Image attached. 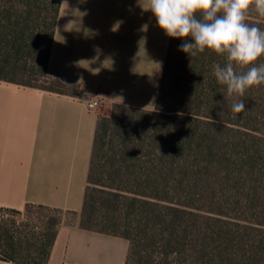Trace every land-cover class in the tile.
<instances>
[{"label": "trees", "instance_id": "trees-1", "mask_svg": "<svg viewBox=\"0 0 264 264\" xmlns=\"http://www.w3.org/2000/svg\"><path fill=\"white\" fill-rule=\"evenodd\" d=\"M60 7L0 0V81L65 93L32 85H67L47 74ZM182 43L171 38L154 111L115 105L99 118L80 227L127 240L125 264H264V85L233 113L213 75L224 57H190ZM59 225L43 244L1 221L0 260L48 264Z\"/></svg>", "mask_w": 264, "mask_h": 264}, {"label": "crops", "instance_id": "crops-1", "mask_svg": "<svg viewBox=\"0 0 264 264\" xmlns=\"http://www.w3.org/2000/svg\"><path fill=\"white\" fill-rule=\"evenodd\" d=\"M62 2L47 74L75 91L0 81V208L64 214L48 264H125L127 240L80 227L97 123L115 105L155 110L171 38L138 0ZM83 85L106 92L100 111Z\"/></svg>", "mask_w": 264, "mask_h": 264}, {"label": "clouds", "instance_id": "clouds-1", "mask_svg": "<svg viewBox=\"0 0 264 264\" xmlns=\"http://www.w3.org/2000/svg\"><path fill=\"white\" fill-rule=\"evenodd\" d=\"M138 3L143 11L151 13L156 26L167 37L183 41L179 46L183 53L194 57L208 50L224 57L223 65H212L213 75L218 84L226 86L227 96L232 98L231 111L237 114L245 111V103L237 97H243L254 86L264 85V64L255 65L264 56V29L248 20L253 12L264 18V0H145L143 4L138 0ZM74 12L81 18L87 14L78 8ZM147 27L143 25L142 30Z\"/></svg>", "mask_w": 264, "mask_h": 264}, {"label": "rangeland", "instance_id": "rangeland-1", "mask_svg": "<svg viewBox=\"0 0 264 264\" xmlns=\"http://www.w3.org/2000/svg\"><path fill=\"white\" fill-rule=\"evenodd\" d=\"M32 85L37 88L61 91L65 93H73L75 87L69 85H61L52 81L42 80L33 82ZM64 218L63 213L53 211L51 209H43L40 207H26L21 210H10L0 208V222L8 225L12 235L15 237L32 239H41L43 244L46 243V232L52 233L56 225ZM35 251L20 250L15 256L25 259L29 254ZM11 263V262H10ZM13 264V263H12Z\"/></svg>", "mask_w": 264, "mask_h": 264}, {"label": "built area", "instance_id": "built-area-1", "mask_svg": "<svg viewBox=\"0 0 264 264\" xmlns=\"http://www.w3.org/2000/svg\"><path fill=\"white\" fill-rule=\"evenodd\" d=\"M81 90L89 95V99L84 100L87 109L94 112L100 111L107 98L106 92L99 87L92 88L89 85H83Z\"/></svg>", "mask_w": 264, "mask_h": 264}]
</instances>
